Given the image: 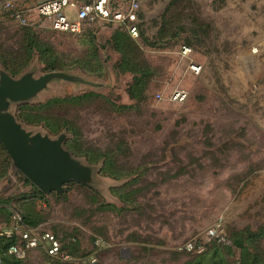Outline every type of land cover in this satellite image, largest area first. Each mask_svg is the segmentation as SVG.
<instances>
[{
	"label": "rangeland",
	"instance_id": "rangeland-1",
	"mask_svg": "<svg viewBox=\"0 0 264 264\" xmlns=\"http://www.w3.org/2000/svg\"><path fill=\"white\" fill-rule=\"evenodd\" d=\"M139 3L138 39L101 22L57 33L32 15L24 27L0 12V73L75 79L51 80L11 113L28 131L64 135L90 170L89 181L41 195L0 143V229L18 211L75 258L36 249L0 264H84L96 238L106 247L95 264H264V0ZM175 89L185 102L166 100ZM220 216L226 243L201 256L181 249Z\"/></svg>",
	"mask_w": 264,
	"mask_h": 264
},
{
	"label": "built area",
	"instance_id": "built-area-1",
	"mask_svg": "<svg viewBox=\"0 0 264 264\" xmlns=\"http://www.w3.org/2000/svg\"><path fill=\"white\" fill-rule=\"evenodd\" d=\"M139 0H46L35 5L32 9L17 7L12 0H0V12L9 20L20 26H29L32 15L46 22L50 29L57 33L77 34L81 31L83 22H101L106 25L123 27L133 39L139 38ZM182 57H189L191 48L182 46L179 50ZM191 72L199 74L200 65L189 63ZM188 93L175 89L168 94L166 100L171 103H183L187 100ZM159 101L165 100L162 94H156ZM0 238L15 239L16 243L10 245L6 255L22 260L32 250H42L48 257L71 263L75 261L69 254L57 235L51 232L39 231L24 223L18 211H12L10 223L0 229ZM216 241L224 244L227 242L223 217H218L205 232L184 243L181 249L193 254H201L207 245ZM94 252L81 260L84 264H95L97 252L106 247V242L101 238L94 240Z\"/></svg>",
	"mask_w": 264,
	"mask_h": 264
},
{
	"label": "water",
	"instance_id": "water-1",
	"mask_svg": "<svg viewBox=\"0 0 264 264\" xmlns=\"http://www.w3.org/2000/svg\"><path fill=\"white\" fill-rule=\"evenodd\" d=\"M54 79L75 81L72 76L57 72L38 78L27 74L20 79L0 73V143L14 166L44 194L61 193L64 184L71 181L90 180V170L64 149V135L52 139L28 131L10 111L12 104L30 100Z\"/></svg>",
	"mask_w": 264,
	"mask_h": 264
},
{
	"label": "trees",
	"instance_id": "trees-1",
	"mask_svg": "<svg viewBox=\"0 0 264 264\" xmlns=\"http://www.w3.org/2000/svg\"><path fill=\"white\" fill-rule=\"evenodd\" d=\"M126 31V30H125ZM126 33H127V31H126ZM128 34V33H127ZM140 35H141V31H140V27H139V38H140ZM128 37H130V35L128 34ZM131 38V37H130ZM182 46H187V47H189L188 45H182ZM181 46V47H182ZM180 47V48H181ZM190 48V47H189ZM39 192V194H41L42 195V193L40 192V191H38ZM21 214V213H20ZM21 216H22V218H23V221H24V223L25 224H27L28 226H33L32 225V222L26 217V216H24L23 214H21ZM14 243H16V240L15 239H4V238H0V260H1V263H2V260H3V257L5 256H8V255H6V250H7V248L10 246V245H12V244H14ZM211 245H223V244H219V243H217L216 241H212V242H210L208 245H207V247H206V250L203 252V253H201V254H195V255H198V256H201V255H203L205 252H207V250L209 249V247L211 246ZM220 247V246H219ZM64 249L66 250V248L64 247ZM8 257H10V256H8ZM12 258V257H11Z\"/></svg>",
	"mask_w": 264,
	"mask_h": 264
},
{
	"label": "crops",
	"instance_id": "crops-1",
	"mask_svg": "<svg viewBox=\"0 0 264 264\" xmlns=\"http://www.w3.org/2000/svg\"><path fill=\"white\" fill-rule=\"evenodd\" d=\"M263 79L260 81V91H259V113H258V122L259 125L264 129V72L261 74Z\"/></svg>",
	"mask_w": 264,
	"mask_h": 264
}]
</instances>
